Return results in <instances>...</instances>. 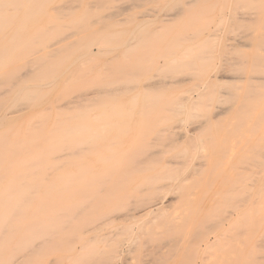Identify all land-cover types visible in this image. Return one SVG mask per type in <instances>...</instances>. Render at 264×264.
Listing matches in <instances>:
<instances>
[{"label": "rangeland", "instance_id": "rangeland-1", "mask_svg": "<svg viewBox=\"0 0 264 264\" xmlns=\"http://www.w3.org/2000/svg\"><path fill=\"white\" fill-rule=\"evenodd\" d=\"M195 1L0 0V245L93 192L28 264H264V0Z\"/></svg>", "mask_w": 264, "mask_h": 264}, {"label": "bare ground", "instance_id": "bare-ground-1", "mask_svg": "<svg viewBox=\"0 0 264 264\" xmlns=\"http://www.w3.org/2000/svg\"><path fill=\"white\" fill-rule=\"evenodd\" d=\"M197 1V0H196ZM195 1V2H196ZM192 2H194V1H192ZM187 4V3H186ZM190 5H192L193 3H189ZM79 5V4H78ZM5 12V11H4ZM8 14H9V12H8ZM12 15V14H11ZM30 71H32V70H30ZM26 73H28V72H26ZM30 73V72H29ZM26 75H28V74H26ZM25 78L27 77V76H24ZM215 79H218L219 77L218 76H215L214 77ZM262 78H264V77H262ZM213 82V81H212ZM241 82V81H240ZM203 96V95H202ZM198 104V103H197ZM243 105V104H242ZM196 106H198V105H196ZM242 107V106H241ZM239 109V108H238ZM241 109V108H240ZM242 110V109H241ZM240 110V111H241ZM257 110H259V109H257ZM263 111V110H262ZM160 112V111H159ZM242 112V111H241ZM250 112V111H249ZM246 112H244V114H245ZM248 113V112H247ZM221 113H219L218 115H220ZM217 115V116H218ZM3 118H5V117H3ZM197 129V128H196ZM7 142V141H6ZM5 143V142H4ZM48 152V151H47ZM133 168V167H132ZM110 175H108V176H105V178L106 177H109ZM111 177V176H110ZM104 182V181H103ZM84 183V182H83ZM91 184V183H90ZM109 184H110V182H109ZM76 185V184H75ZM84 185V184H83ZM101 185H103V184H101ZM105 185L107 186V184L105 183ZM104 185V186H105ZM114 185V184H113ZM88 186V185H87ZM90 187H91V185H89ZM84 187V186H83ZM100 188V187H99ZM101 188H103L102 186H101ZM105 188V187H104ZM66 189H68V188H66ZM115 189V188H114ZM82 190V189H81ZM80 190V191H81ZM103 190V189H102ZM110 190V189H109ZM80 191H79V193H80ZM98 191H99V189H98ZM107 191H108V189H107ZM103 192V191H102ZM32 193V192H31ZM48 193V192H47ZM93 193V192H92ZM91 193V197H85V199H83L84 197V195L82 196V195H80V194H78L79 196H77V198H80V199H77V198H75V197H73L74 199H72L71 198V200L69 199V200H65V202L67 203V206H66V204L63 202V201H60L61 200V198H58V199H60V200H58V199H55V198H41L40 200H39V203L35 206V213H34V215H33V218H34V220H33V218L31 219V223H29V225H28V229H26V231L25 232H21V233H19V236L17 237V242H18V244L16 243L15 245H0V264H28V261L31 259V258H33V256L36 254V253H38V251H39V253H40V250L41 249H43V247H44V249H45V246L47 245L48 246V243L49 242H51L52 243V241H53V239H52V237H51V240H49V237L47 238V236L49 235V233L50 232H52L53 234L54 233H57V231L58 230H61L62 229V231H66V230H63V228L64 229H66L65 228V226H70L71 225V223H72V221L75 219L76 220V218L81 214V211H82V209L84 208L85 209V206H86V209L88 210V209H95L97 206H96V198H95V196L93 195ZM60 194V193H59ZM77 194V193H76ZM88 194H90L89 192H88ZM96 194H98L99 195V192L98 193H96ZM70 196V195H69ZM75 196V195H74ZM81 196V197H80ZM86 196H88L87 195V193H86ZM90 196V195H89ZM94 196V197H93ZM83 197V198H82ZM82 198V199H81ZM99 198V197H98ZM73 200V201H72ZM262 200V199H261ZM102 201L103 200H101V203H102ZM263 201H264V199H263ZM262 201V202H263ZM1 202V201H0ZM24 202V201H23ZM74 202V203H73ZM22 203V202H21ZM263 204V203H262ZM93 205V206H92ZM148 207H150V209L148 210V213L149 214H152V213H155V211H158V210H160V209H163V208H161V203H155V204H153L152 206H148ZM147 207V208H148ZM263 207V211H264V205L262 206ZM10 208H12L11 207V205H7V206H4V209H10ZM146 208V209H147ZM19 209V208H18ZM17 209V210H18ZM214 209V208H213ZM16 210V211H17ZM78 211V212H77ZM147 211V210H146ZM117 212V211H116ZM94 214V213H93ZM127 214V213H126ZM262 214H264V213H262ZM9 214H7V213H2V214H0V224H2L3 222H4V217L5 216H8ZM101 216V215H100ZM105 216V215H104ZM90 217H93V215L92 216H90ZM99 217V216H98ZM103 216H101V217H99V218H101L103 221H105L104 219H105V217H103ZM108 217V216H107ZM260 217V216H259ZM258 217V218H259ZM262 217H264L263 215H262ZM97 218V217H96ZM11 219V218H10ZM78 219V218H77ZM101 219H99L100 221H102ZM256 219V218H255ZM32 220H33V223H32ZM74 220V221H75ZM88 221H90L89 219H87ZM98 220V219H97ZM109 220H110V218H109ZM262 220H264V218H262ZM7 221V220H6ZM85 221V220H84ZM26 222V217H23V216H21L20 217V223H25ZM86 222V221H85ZM90 222H92V221H90ZM93 222H95L94 221V219H93ZM260 222H261V219H260ZM263 222V221H262ZM77 223H78V221H77ZM88 223L89 222H87V224L85 225L86 227V229H87V227H91V226H88ZM100 222H98L97 221V224H99ZM105 223V222H104ZM220 223V222H219ZM253 223V222H252ZM259 223V222H258ZM4 224H6V223H4ZM90 224V223H89ZM92 224V223H91ZM90 224V225H91ZM95 224V223H94ZM105 224H108V223H105ZM215 225H216V223H214ZM213 224V225H214ZM257 224V223H256ZM260 224V223H259ZM75 225H78V224H75ZM213 225H211V226H213ZM220 225H222V224H220ZM254 224H252V226H253ZM80 226V227H79ZM79 226H76L75 228H77V227H79L78 229L80 230L81 229V226L82 225H79ZM101 226H103V225H95L94 227H92L91 229L90 228H88V229H90L89 231L90 232H95V231H97L98 229H100L101 228ZM258 226V224L257 225H255L254 227H257ZM215 227V226H214ZM259 227V226H258ZM4 228V227H3ZM6 228V227H5ZM5 228L3 229V230H1L0 229V242H4V241H6V242H8L9 240H11V238H9V239H5V238H3V236H1V234H4V231H5ZM74 228V229H75ZM84 227L82 228L83 230L85 229ZM250 228H252V227H250ZM250 228H248V229H250ZM87 229V230H88ZM253 229V228H252ZM258 229V228H257ZM79 230L77 231V229H76V231L77 232H79ZM251 230V229H250ZM98 231H100V230H98ZM234 231V230H233ZM233 231H231V232H233ZM252 231V230H251ZM60 232V231H59ZM83 233H84V231H83ZM89 232H87V234H88ZM96 233V232H95ZM247 233V232H246ZM68 234V233H67ZM84 234H86V233H84ZM245 234V233H244ZM247 235V234H246ZM62 236V235H61ZM229 236H230V233H229ZM55 237V236H54ZM57 237V236H56ZM55 237V238H56ZM94 237V236H93ZM93 237H91V238H93ZM96 237V236H95ZM58 238H60V237H57L56 239H58ZM66 238H67V236H66ZM71 237H69V238H67V239H70ZM97 238V237H96ZM231 238H232V236H231ZM243 238V237H242ZM56 239H54V240H56ZM105 239H107L106 237H105ZM217 239H218V237H217ZM14 240V239H13ZM60 240V239H59ZM61 240H63V241H65L64 240V237L61 239ZM94 239H92L91 241H93ZM96 240V239H95ZM232 240H233V238H232ZM63 241L61 242V243H63ZM72 241V240H71ZM86 241V240H85ZM88 241H90V239H88ZM90 241V242H91ZM107 241V240H106ZM211 241V240H210ZM234 241V240H233ZM68 242V240L67 241H65L64 243H67ZM55 243V242H54ZM69 243V242H68ZM71 243V245H69L70 247L72 246V244H73V242H70ZM69 243V244H70ZM87 243H89V242H87ZM245 243V242H244ZM50 244V243H49ZM60 244V243H59ZM54 246V244H51V245H49V246ZM56 245V244H55ZM62 245L63 244H61V245H57V246H60V247H57L59 250H62V249H60L61 247H62ZM65 245H68V244H64L63 246H65ZM81 245V244H80ZM87 245V244H86ZM85 245V246H86ZM89 245V244H88ZM48 246V247H49ZM52 246V247H53ZM76 246V245H75ZM69 247V248H70ZM78 247H80V246H78ZM83 247V246H82ZM93 247V246H92ZM98 247V246H97ZM49 248H51V247H49ZM56 248V247H55ZM75 248V247H74ZM96 248V247H95ZM43 249V250H44ZM85 249V248H84ZM84 249H81L80 248V250H84ZM87 249V248H86ZM94 249V248H93ZM57 250V249H56ZM59 250H58V252H59ZM64 250V249H63ZM72 248L69 250H67V247H66V250H64V251H71L72 252ZM75 250V249H74ZM51 251H53V249H51ZM54 251H55V249H54ZM90 251V250H89ZM96 251V250H95ZM94 251V252H95ZM114 251H115V249H114ZM93 252V250H92V253H94ZM156 252H158V251H156ZM159 252H160V250H159ZM38 253V255H39V257H41V253L39 254ZM42 253H43V251H42ZM63 253V252H62ZM67 253V252H66ZM92 253H89V254H87V256L86 257H88V255H91ZM98 253H99V250H97V255H98ZM45 254V253H44ZM95 254V253H94ZM94 254H92L93 256H94ZM83 255V254H82ZM42 256L44 257V255L42 254ZM81 256V255H80ZM92 256V257H93ZM42 257V258H43ZM83 257V256H82ZM95 257V256H94ZM100 257V256H99ZM161 257V256H160ZM45 258V257H44ZM89 258V257H88ZM87 258V259H88ZM96 258V257H95ZM56 259V258H55ZM59 259V258H58ZM64 259V258H63ZM69 259V258H68ZM82 260H83V258H81ZM80 259V263L82 264V260ZM111 259V258H110ZM31 261V260H30ZM59 261H62V260H59ZM59 261H57V262H55V261H53V262H55V263H57L58 264V262ZM64 261V260H63ZM62 261V262H63ZM93 261H94V259H93ZM92 261V262H93ZM106 262H107V260H106ZM39 263V262H38ZM108 263H109V260H108ZM78 264H79V262H78ZM103 264H106L105 262H103Z\"/></svg>", "mask_w": 264, "mask_h": 264}]
</instances>
